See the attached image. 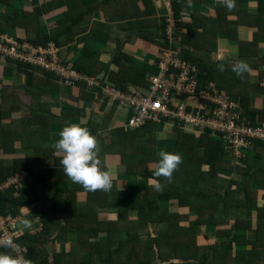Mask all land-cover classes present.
Wrapping results in <instances>:
<instances>
[{
  "label": "crops",
  "instance_id": "crops-1",
  "mask_svg": "<svg viewBox=\"0 0 264 264\" xmlns=\"http://www.w3.org/2000/svg\"><path fill=\"white\" fill-rule=\"evenodd\" d=\"M68 2L0 1V32L26 42L46 37L47 44L59 47L63 61L85 68L80 72L101 75L119 89L138 93L148 86L149 73H158L162 53L172 49L182 56L183 50H188L207 67L227 68L234 75L236 68L244 70L249 83L257 84L249 92L248 101L264 110V6L261 8L259 0H73L71 9ZM233 5L235 9H231ZM219 7L224 8L225 20L220 28H235V38L219 30L216 37L214 31L213 35L208 33L209 23L219 28ZM68 9L73 11L62 21ZM75 11L79 16L85 15L78 23V17L75 19L76 14H72ZM25 14L30 15L26 27L21 24ZM194 17L199 18L198 23ZM190 31L193 42L187 43L183 39ZM121 71L136 72L141 80L134 82L122 77L117 84L114 77ZM206 85L233 98V89L227 83L221 89L213 81ZM128 118V111L84 81L69 85L54 73L28 66L19 68L0 58V166H12L16 158L24 159L20 163L29 164L34 175L46 180L60 177L49 189L50 196L56 193L60 198L69 197L75 204L79 211L72 210L73 224L79 222L83 229L96 225L97 236L92 239L96 242L90 245L82 239L78 243L82 264H107L101 259V243L110 236V246L114 249L130 234L146 239L169 225L165 220L150 221L135 231L139 214L136 204L159 197V190L163 193L168 189L165 182L156 186L158 180L144 169L163 176L166 165L151 160L152 157L146 161L134 156L124 158L128 146L124 141L134 140L144 147L152 141L145 151L153 156L166 152L178 132L169 123L153 120L142 128H129ZM120 134H126V138ZM226 152V166L212 177V183L222 191L231 182V188L236 191L229 202L220 206L222 210L215 223L196 224L197 217L202 215L180 204V196L173 190L158 198V216L177 213L187 217H181L179 223L182 227H195L197 264H203L206 248L212 253L213 246L218 248L223 243L231 244V255L228 250L218 248L222 252L221 263L209 258L207 264H264V143L258 142L240 157ZM130 166L135 170L130 171ZM96 181L99 193L90 197ZM116 190L135 193L130 199V194L127 196L130 207L119 205L125 197L121 199L117 195L115 199ZM42 208V204H37L19 209L18 220L22 222L19 234L40 232L42 222L37 211ZM114 221H118L116 228H112ZM76 239L78 231H71L65 239L43 244L49 264H56L57 259L60 264H70L69 255L56 257L62 251L69 252L70 245H77ZM17 245L15 259L7 264H20V258L32 264L26 247L18 242ZM152 263L164 264V261L155 257Z\"/></svg>",
  "mask_w": 264,
  "mask_h": 264
},
{
  "label": "trees",
  "instance_id": "trees-1",
  "mask_svg": "<svg viewBox=\"0 0 264 264\" xmlns=\"http://www.w3.org/2000/svg\"><path fill=\"white\" fill-rule=\"evenodd\" d=\"M0 1L11 4V0ZM72 3L73 0H69V9H71ZM259 3L262 8V6H264V0H259ZM233 8L235 9V5H233L231 9ZM69 9L62 21L66 20L73 11H69ZM223 12V7H219L217 9L219 28L218 26H212L213 24L209 23V20L206 19V21L209 23L208 33L213 35L214 31L216 37V34L219 30V32L221 31L222 33L229 35L230 38H235V28H229L228 26L225 29L220 28L225 21L223 18ZM72 14H76L75 19L78 17L76 19L78 20L77 23L83 20L85 16L84 14L79 16L76 11ZM176 14L178 15L177 9ZM29 16V14H25L23 22H21V24L25 27L30 23ZM198 19L199 18L194 17V22L198 23ZM190 33L191 31L186 34L185 38L183 39L187 43L193 42L191 41L192 36ZM18 41L21 42L23 40L18 39ZM48 41L49 39L45 37L42 39L32 40L33 43H28L35 45H45ZM181 55L185 60L194 62L199 66V80L203 84H209L211 81H213L220 89L225 86L226 83L231 85L234 94L233 98L238 100L240 104L246 109V115L251 118L257 117L264 119V110H260L254 106H251L249 103L250 101H248L251 99L249 92L255 89L257 84L249 83L247 73L244 70L236 68V75H234L227 68H219L218 66L213 67L212 65L207 67L202 62H200V60H197L198 58H196L194 54L188 50H183ZM75 65L74 67L76 69L79 71H84L85 68L79 65L77 66L76 63ZM21 66L27 67L28 65H18L19 68H21ZM133 71H121L116 73V76L114 77L115 82L119 84V81L122 79V77L134 82H139L141 79L138 78L139 75L137 76L138 71L136 70L137 73ZM88 73L90 72L88 71ZM155 73L156 71L154 73H149V75ZM176 130L178 134L174 143L168 146L166 152L163 154H156L153 156H149L148 151H145L146 148L152 146V141H148L144 147V144L136 143L134 140L127 141V139H125L126 134H120L123 135V138L126 140L124 142L128 144L127 154L124 155V158L129 159L130 156H134V158H144V161H146V159L152 157L151 160L163 161L166 165L163 176H159L156 171H151L146 167L144 169L147 174H150L152 177L158 180V184L156 186H162V183L165 182L164 184L167 185L168 189H165L163 193H166V196L170 190L177 191L180 196V204H185L189 208L197 210L198 213L202 215L201 218L203 219L197 217L196 224L200 223L201 221L205 223H215L218 220V213L222 210L220 206L229 202L231 194L235 193L236 191L231 188V182H229L226 187L222 189V191H220L212 183V177H214L221 168L226 166V163L224 162V157L227 153L225 144L222 139L210 136L209 134L193 133L179 129L177 127ZM121 131H123V129L120 128V132ZM22 160L24 159L16 158L12 166H0V182L7 180L15 173L20 171V169L29 170H25L28 172L27 177L19 180L18 183L11 184L8 188L0 191V211L3 213H12L14 215H18L19 209L23 206H35L37 204H42L43 208L37 211V215L40 217L42 222V229L40 232L35 234H30L29 232L20 233L18 234L16 241L19 245L26 247V254L32 260V264H49V260L46 255L47 251L45 250V247H42L43 244L50 240L55 241L57 239H65V236L68 232L78 231V239H76L77 245H70L69 252L62 251L58 253L56 258H59L65 253L71 257L70 264H82L79 260L81 250L78 243L79 241L83 242L82 239L88 241L90 245L96 242V240H92L97 236L96 225L93 224L89 226L88 229H83L79 227V222L73 224V222L70 220L72 213L76 210L79 211L78 209L74 208L75 204L70 201L69 197L67 199L65 197L60 198L59 196L55 195L56 193L53 196H50L51 191H49V189H51V186L55 185V183L60 180V177L54 176L51 177L50 180H46L42 176H36L34 175L35 172L29 164H26V162L20 163ZM137 160L140 161L139 159ZM204 166H207V168L205 167L202 169ZM131 170L134 171L135 168L130 166V171ZM97 186L98 183L96 181L94 187L89 192L90 197L97 195V192L99 193L100 188ZM158 193H160L159 197L163 195L160 190ZM129 194L130 199L133 196L132 194L135 193L129 192V190H116L114 196H116L115 199L117 198V195H120L121 199L125 197L123 201H119V205L126 204L130 207L132 204L127 203L129 201V199H127ZM159 197L146 199V202H139L136 204V209L138 210L139 214L138 218L136 219L137 223L136 225L134 224L136 226L135 231H137L138 227H142V225H148V222L150 221L165 220L169 223L168 227L160 229L155 235H150L146 239L140 238L137 234H130L128 239L122 240L121 244L114 249H112L110 246V236L105 242L101 243V248H103V250L101 249V259L103 261L107 262V264H153V259L157 257L163 260L164 264H197V262H195L197 257L194 253L196 238L195 227L181 226L179 219H181V217H185L186 219L187 217L184 215L173 213L158 216L157 211L159 208ZM45 199L47 200V203H45ZM115 199L112 201V203L115 202ZM89 208H91V204H89ZM120 219L121 216L118 217V220ZM116 222H111L113 226L112 228H116ZM229 247H232L231 244L226 243L218 246V248L228 250L229 255H231ZM213 248L215 250L212 253H210L206 248L204 257L202 259L203 264H207L209 258L212 259V261H216L218 263L222 261L220 258V255H222L221 250H219L217 246H213ZM126 250H128L127 252L129 253L128 260L125 259ZM95 252H92V254ZM0 254L2 257L5 256L6 261L4 264H7V262L15 259V255L11 253L9 249ZM172 258H179L183 261L175 262L171 260ZM56 264H60L59 259H57Z\"/></svg>",
  "mask_w": 264,
  "mask_h": 264
},
{
  "label": "built area",
  "instance_id": "built-area-1",
  "mask_svg": "<svg viewBox=\"0 0 264 264\" xmlns=\"http://www.w3.org/2000/svg\"><path fill=\"white\" fill-rule=\"evenodd\" d=\"M57 45H35L18 41L0 32V58L16 65H28L56 74L69 85L84 81L99 90L119 108L129 112L126 126L138 128L148 121L169 123L193 133H205L223 140L228 152L242 156L258 142L264 143V119L246 115L240 102L222 91L199 80L200 68L185 60L172 49L162 53L158 73L149 75V84L143 92L124 91L101 75H89L75 69L59 55ZM20 170L0 182V191L27 177ZM18 215L0 211V253L9 249L15 254L19 234ZM20 264H30L20 258Z\"/></svg>",
  "mask_w": 264,
  "mask_h": 264
},
{
  "label": "rangeland",
  "instance_id": "rangeland-1",
  "mask_svg": "<svg viewBox=\"0 0 264 264\" xmlns=\"http://www.w3.org/2000/svg\"><path fill=\"white\" fill-rule=\"evenodd\" d=\"M234 60H235V59H234ZM153 164H154V163H153ZM21 175L25 177V175H27V172H24V174L21 173ZM21 223H22L21 220H18V223H17L18 228H20ZM0 255H1V254H0ZM5 261H6L5 256H4V257L0 256V264H4ZM14 263H15V262H14Z\"/></svg>",
  "mask_w": 264,
  "mask_h": 264
}]
</instances>
